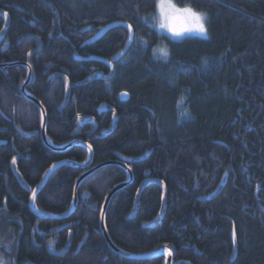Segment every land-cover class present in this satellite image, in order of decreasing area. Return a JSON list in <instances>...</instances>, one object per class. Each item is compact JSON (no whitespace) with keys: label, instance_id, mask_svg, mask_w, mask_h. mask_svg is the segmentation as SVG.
Listing matches in <instances>:
<instances>
[{"label":"trees","instance_id":"16d2710c","mask_svg":"<svg viewBox=\"0 0 264 264\" xmlns=\"http://www.w3.org/2000/svg\"><path fill=\"white\" fill-rule=\"evenodd\" d=\"M205 14V37L172 40L156 28L157 0H0L9 26L0 44V264H165L114 253L99 227L104 199L127 181L104 167L122 162L132 182L111 197L105 228L122 252L169 251L172 264H264V0H171ZM4 20L0 16V32ZM122 25H131L132 31ZM38 46L40 49L34 52ZM164 48L165 58L154 50ZM30 60L28 56L31 54ZM46 112V145L38 109ZM99 73L107 80L83 83ZM69 96L65 102L66 90ZM126 93V95H125ZM187 112L189 115H181ZM96 124L78 130L80 119ZM132 162L133 160H137ZM166 191L162 219V189ZM220 188L219 193L212 197ZM51 242V246L50 245Z\"/></svg>","mask_w":264,"mask_h":264},{"label":"water","instance_id":"95a60500","mask_svg":"<svg viewBox=\"0 0 264 264\" xmlns=\"http://www.w3.org/2000/svg\"><path fill=\"white\" fill-rule=\"evenodd\" d=\"M0 16L3 18L4 20V25H3V28L0 32V44L2 43L3 41V38H4V35L6 33V30L9 26V17L8 15L5 13H3L2 11H0ZM40 49V46H38V48L34 51V52H37L38 50ZM33 53H31L28 57V60L31 58ZM18 65H21L23 67H25L27 70H28V74H27V79L26 81L18 88L19 92L24 96V98H26L28 101H30L39 111L40 113V116H41V127H40V135H41V138H42V141L46 144V145H49L52 147V145L47 141V137H46V123H47V119H46V112L43 108V106L41 105V103L35 99L34 97H32L30 94H28L26 92V86L27 84L29 83V81L31 80V76H32V71L28 65V63H18ZM3 66L0 65V69H2ZM98 79H102L101 75L99 73H95L93 75H91L90 77H88L83 83L81 84H84L86 82H89L91 80H98ZM108 79V77L106 78ZM68 96H69V89L67 88L66 90V98H65V102L64 104L66 103L67 99H68ZM84 125H92L93 126V129L91 130V133H93L96 129V124L95 122L92 120V119H89V118H86V119H80L78 121V130L80 131L81 128L84 126ZM74 144H77L81 147H83L84 149H86L87 153H88V159L86 161L85 164H82V165H77L76 163H70V162H60V163H56L54 165H52L45 173V175L43 176L41 182L33 189L35 190V193H36V196H35V199L38 195V193L44 188V186L46 185L47 183V180L48 178L50 177V175L56 170L58 169L59 167L61 166H65V165H68V166H75V167H86L88 165H90L91 163V160H92V157H93V152H92V149L91 147L89 148V145L86 144V143H82L81 141H73L71 143H69L68 145H65L63 147H60V148H57L55 150L57 151H64L66 150L67 148H69L70 146L74 145ZM139 159L137 160H133L132 162H135V161H138ZM107 166H118L120 168H122L126 174H127V181L122 183V184H119L118 186L114 187L110 192L109 194L107 195V197L105 198V201L102 205V209H101V213H100V218H99V227H100V231L102 233V236L106 242V244L109 246V248L114 252V253H117L118 255L122 256V257H126V258H129V259H134V260H146V259H151V258H154V257H163L165 259V264H172V255L171 254H168L169 251L166 252V250L163 248V249H160L158 251H155V252H152V253H149V254H145V255H131V254H127V253H124L122 252L121 250H119L113 243L112 241L110 240V238L108 237V234L106 232V228H105V213H106V210H107V207H108V204L110 202V199L111 197L114 195V193H116L118 190L126 187L128 184H130L132 182V173H131V170L130 168L128 167V165H126L125 163H122V162H104V163H100L96 166H94L93 168H91L90 170H87L85 171L84 173H82L80 175V177L77 179L76 181V184H75V188H74V193H73V201H72V205H71V208L64 214H58V215H48V214H41L39 213L38 214V211L34 205L35 203V199H33V190L31 191L28 186L23 182L22 178L20 177V175L16 172V168H15V163H13V172L18 180V182L20 183V185L28 192H30V197H29V201H28V205H29V208L30 210H32L39 218L41 219H52V220H63V219H66L68 218L75 210L76 208V205H77V191H78V188L80 186V184L85 180L87 179L90 175H92L93 173H95L96 171L104 168V167H107ZM150 183H154L156 185H158L161 189H162V206H161V210H160V213L159 215L157 216V218L152 221L148 226L152 227V226H155L156 224H158L160 222V220L162 219L163 217V214H164V211H165V205H166V191H165V186L163 185L162 182L158 181V180H146L144 181L138 191H137V194H136V198H135V205H134V209H133V212H132V217H134L137 209H138V206H139V198H140V195L142 193V191L144 190L145 187H147ZM221 189L218 188V190L214 193V196H216L219 191ZM176 264H183L181 262L179 263H176Z\"/></svg>","mask_w":264,"mask_h":264},{"label":"snow or ice","instance_id":"6c2138e0","mask_svg":"<svg viewBox=\"0 0 264 264\" xmlns=\"http://www.w3.org/2000/svg\"><path fill=\"white\" fill-rule=\"evenodd\" d=\"M157 7L159 8V27L167 28L169 32L173 35H180L185 31H197L200 34L206 35V28L204 25L205 16L198 12L193 11L191 8L186 7L184 9H177L171 0H158ZM6 15V14H5ZM176 20H180L181 23L177 25L174 23ZM122 27H127L128 31H132L131 25H122ZM165 58L168 57V52L164 48L154 50ZM126 95V93H125ZM181 115H189L187 112L181 113ZM91 146H89L90 148ZM15 163V159H13ZM36 193L33 190V199H35ZM51 246V242L50 245ZM167 252V250H166ZM168 254H171L168 252Z\"/></svg>","mask_w":264,"mask_h":264},{"label":"rangeland","instance_id":"374dc122","mask_svg":"<svg viewBox=\"0 0 264 264\" xmlns=\"http://www.w3.org/2000/svg\"><path fill=\"white\" fill-rule=\"evenodd\" d=\"M157 3H158V0H157ZM172 3V2H171ZM173 4V3H172ZM174 5V4H173ZM175 6V5H174ZM177 9H184V8H178L177 6H175ZM154 18V21H156L157 24H155V28L156 30L159 32V33H163L165 35H167L168 37H170L172 40H179L183 37H192V36H197V37H205L206 35H203V34H200L198 33L197 31H185V32H182L180 35H173L171 32H169L167 30V28H160L159 27V8L156 7V13L155 15L153 16ZM174 23H176L177 25H179L181 23L180 20H176ZM205 25V23H204Z\"/></svg>","mask_w":264,"mask_h":264},{"label":"bare ground","instance_id":"6f19581e","mask_svg":"<svg viewBox=\"0 0 264 264\" xmlns=\"http://www.w3.org/2000/svg\"><path fill=\"white\" fill-rule=\"evenodd\" d=\"M29 57V56H28ZM30 60V59H29ZM24 63H26V62H24ZM18 64V63H17ZM20 64V63H19ZM3 66V68L2 69H4L7 65H2ZM101 77H102V75H101ZM107 77H102V79H105V80H107L106 79ZM109 78V77H108ZM41 117V116H40ZM87 159H88V157H87ZM87 161V160H86ZM92 161V160H91ZM86 163V162H85ZM85 163H83V164H85ZM127 179H128V177H127ZM118 186V185H117ZM107 197V196H106ZM104 201H105V199H104ZM104 203V202H103ZM103 205V204H102Z\"/></svg>","mask_w":264,"mask_h":264},{"label":"clouds","instance_id":"9594fccd","mask_svg":"<svg viewBox=\"0 0 264 264\" xmlns=\"http://www.w3.org/2000/svg\"><path fill=\"white\" fill-rule=\"evenodd\" d=\"M200 14H201V15H203V16H205V14H204V13H202V12H200Z\"/></svg>","mask_w":264,"mask_h":264}]
</instances>
